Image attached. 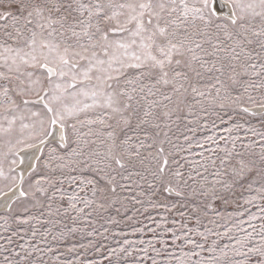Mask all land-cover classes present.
<instances>
[{"label":"snow or ice","instance_id":"6c2138e0","mask_svg":"<svg viewBox=\"0 0 264 264\" xmlns=\"http://www.w3.org/2000/svg\"><path fill=\"white\" fill-rule=\"evenodd\" d=\"M0 69V264H45L38 234L62 239L59 217L107 210L134 176L189 211L108 264H264V0H0Z\"/></svg>","mask_w":264,"mask_h":264},{"label":"rangeland","instance_id":"374dc122","mask_svg":"<svg viewBox=\"0 0 264 264\" xmlns=\"http://www.w3.org/2000/svg\"><path fill=\"white\" fill-rule=\"evenodd\" d=\"M3 70V69H0ZM257 95L258 98V94ZM249 107H252L255 111L259 112L260 109L258 105L249 104ZM243 115V114H242ZM215 117H210L214 119ZM236 119H240L239 116ZM244 120L250 121L252 124L259 127V117L244 116ZM219 123V121H217ZM225 125H221V134L227 135V133L222 132V128ZM243 135V133H241ZM175 139V137H173ZM238 149H240V142L237 143ZM255 151L259 152V145L254 146ZM243 150V149H240ZM6 151V149L4 150ZM0 163H2L5 175H8L9 169V160H3L0 157ZM142 170V169H140ZM127 175V172L124 173ZM148 180H151L152 177L148 175ZM119 183L129 184L131 183V190L117 188V193L111 199L115 203L109 202L107 210H102L99 213H94L91 217H88L87 220L78 219L75 224L72 223L71 219L66 216L59 217L63 221L62 224H58L53 228V235H58L62 230L64 236L62 239L53 240L52 236H48V242H43L41 236L38 234L33 243L39 242L40 247L45 249L42 255L45 261V264H108V260L104 257L109 254L111 249H119L125 240H128L131 243L126 245L130 249H140L147 246L149 241L156 244V247L159 248L160 244L157 243L156 239L153 237V232L150 229L155 230L157 233L161 232L163 227L173 228L179 227L180 222L184 219L179 215L180 211L188 212V208L182 207V201L179 197L167 196L166 193H158L152 195V189L148 188V185L145 181L140 180L139 177H133L132 181L121 180L120 177H117ZM6 181L3 178H0V188H3ZM137 184L142 187H138ZM159 187V185H157ZM71 189H69V192ZM141 193L140 195H137ZM239 194V193H238ZM83 195V194H81ZM243 195L256 196L255 192L248 193L247 191L243 192ZM135 197V199H134ZM153 202L163 201L169 205H175V208L171 212H166L163 207H152L149 203V198ZM140 201V202H137ZM259 202V201H257ZM235 210L234 206L227 208V211L232 212ZM255 210V209H253ZM220 211H225L224 208H221ZM8 214L7 210L0 212V245H6L7 237L11 233L5 231L2 227L4 225L3 217H6ZM73 215H75L73 213ZM161 217H167V223H165ZM176 220V225H172L171 221ZM90 221V223L88 222ZM68 227H76L77 231L75 233H70L68 228H65L64 225ZM194 226V222H192ZM15 228V225H13ZM24 227V226H21ZM41 231H44L47 227H52V225H43L40 226ZM202 230V229H201ZM93 233L89 236L88 233ZM170 239V237H165ZM145 241L144 244H141L140 241ZM20 244L25 243L24 240L17 241ZM11 248H16V244L9 245ZM51 247L53 251L49 252L47 249ZM71 249V251L69 250ZM17 250H19L17 248ZM177 251L178 249L169 248V251ZM187 251V249H185ZM10 254V253H9ZM149 256L155 257L160 261V264H168V257L165 255L156 256L155 252L152 249H149ZM144 254L140 251H134L131 257H128L127 261H121V264H132V261ZM3 259V256L0 255V260ZM32 259H36L35 256ZM115 260V257H113ZM143 264H152L151 259H148L143 262ZM172 264H176V261L173 260Z\"/></svg>","mask_w":264,"mask_h":264},{"label":"bare ground","instance_id":"6f19581e","mask_svg":"<svg viewBox=\"0 0 264 264\" xmlns=\"http://www.w3.org/2000/svg\"><path fill=\"white\" fill-rule=\"evenodd\" d=\"M31 155H32L31 152H28L27 154H25V153H21V156L24 157V159H25V164H24V165H21V166H20L21 168H26V167H27L28 163H29L30 160H31ZM5 199H6V198H5Z\"/></svg>","mask_w":264,"mask_h":264},{"label":"water","instance_id":"95a60500","mask_svg":"<svg viewBox=\"0 0 264 264\" xmlns=\"http://www.w3.org/2000/svg\"><path fill=\"white\" fill-rule=\"evenodd\" d=\"M6 211L5 200H0V212Z\"/></svg>","mask_w":264,"mask_h":264}]
</instances>
